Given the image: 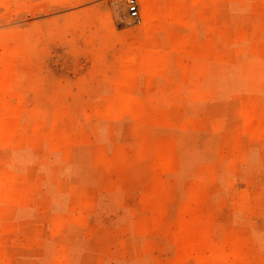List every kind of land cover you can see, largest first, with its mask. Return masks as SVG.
I'll return each instance as SVG.
<instances>
[{"label":"rangeland","instance_id":"rangeland-1","mask_svg":"<svg viewBox=\"0 0 264 264\" xmlns=\"http://www.w3.org/2000/svg\"><path fill=\"white\" fill-rule=\"evenodd\" d=\"M126 1L0 0V264H264V0Z\"/></svg>","mask_w":264,"mask_h":264},{"label":"built area","instance_id":"built-area-1","mask_svg":"<svg viewBox=\"0 0 264 264\" xmlns=\"http://www.w3.org/2000/svg\"><path fill=\"white\" fill-rule=\"evenodd\" d=\"M126 5L129 19L138 20L140 15L137 0H127Z\"/></svg>","mask_w":264,"mask_h":264},{"label":"bare ground","instance_id":"bare-ground-1","mask_svg":"<svg viewBox=\"0 0 264 264\" xmlns=\"http://www.w3.org/2000/svg\"><path fill=\"white\" fill-rule=\"evenodd\" d=\"M146 5L148 6V2H146ZM149 7V6H148ZM152 11V10H151Z\"/></svg>","mask_w":264,"mask_h":264}]
</instances>
